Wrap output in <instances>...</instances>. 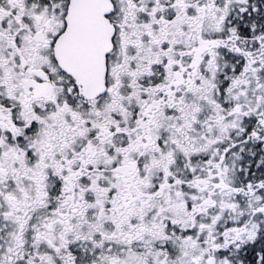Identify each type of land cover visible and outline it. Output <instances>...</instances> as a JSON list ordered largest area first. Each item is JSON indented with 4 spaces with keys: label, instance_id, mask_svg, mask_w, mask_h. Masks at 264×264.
Segmentation results:
<instances>
[{
    "label": "snow or ice",
    "instance_id": "obj_1",
    "mask_svg": "<svg viewBox=\"0 0 264 264\" xmlns=\"http://www.w3.org/2000/svg\"><path fill=\"white\" fill-rule=\"evenodd\" d=\"M0 264H264V0H0Z\"/></svg>",
    "mask_w": 264,
    "mask_h": 264
}]
</instances>
